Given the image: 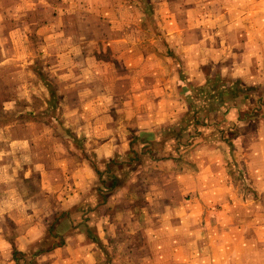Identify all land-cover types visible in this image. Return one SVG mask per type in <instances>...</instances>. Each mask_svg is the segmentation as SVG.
Masks as SVG:
<instances>
[{"label":"crops","instance_id":"crops-1","mask_svg":"<svg viewBox=\"0 0 264 264\" xmlns=\"http://www.w3.org/2000/svg\"><path fill=\"white\" fill-rule=\"evenodd\" d=\"M40 1L0 0V8L6 10L20 4L25 7L29 2L38 6ZM145 1L51 0L49 7L55 17L52 18L51 28L46 29V40L53 47L46 48L44 56L50 59L68 57L66 66H62L68 74L65 77L68 90L65 120L69 127L82 125L78 129H83V136L86 137L82 149L84 154H89V158L79 161L72 154L73 150L70 151L71 144L66 145L63 152L60 146L63 131L58 128L47 131L19 122L0 129V264H96L95 252L100 244L97 241L101 240L103 247L108 245L106 234L113 230L112 225H109L110 229L106 226L109 224L108 206L114 199H117L115 205L124 202L122 192L125 182L117 179L115 185L121 186L115 188L111 197L102 198L95 193L99 180L95 166L101 163L102 167L114 160L116 163L128 161L130 155L138 152L145 157L157 158L155 165L172 164L170 158L161 159L159 156L165 151L164 143L168 140L186 143L188 137L183 131L189 132L190 127L186 126L177 133L172 132L170 127L178 123L176 119L185 115V105L180 100L187 99L184 96L188 86L179 73H175L177 66L168 55V50L161 52L157 49V40L153 37L147 40H152L154 47L145 48L147 46L141 43V26L155 21L160 27L175 26L173 31L163 28L160 38L169 41L173 35L178 37L179 55L183 60L181 69L193 73L191 82L201 85L202 73L209 66L204 65L198 51L195 52V59L192 57L189 60L192 53H188L192 51L191 47L205 38L206 29L201 26L216 24L224 12L223 19L227 18L228 24H239L244 28V41H252L247 25H252V20L256 23L257 18L264 19V0H229L227 3L220 0ZM147 7L154 10L148 21L143 16ZM3 13L5 11H0V42L1 28L5 26ZM177 22L183 26L180 27ZM234 31L241 33L236 28ZM12 35L8 33L9 40ZM260 37L264 38V35ZM65 42L68 47L58 50ZM78 44L83 47H77ZM245 47L248 51L240 54V61L243 60L244 64L231 61L229 90L219 93L208 105L211 120L214 116L223 115L237 127L239 124L247 127L251 124L252 111L258 114L253 117L256 122L264 120V64L260 59L258 67L255 65L259 53L251 42L241 48L244 50ZM173 85H178L177 95L180 98L172 97ZM241 111L250 112L249 116L239 118ZM205 118L208 117L197 115L195 124L201 126L198 127L200 132L193 134L187 144L180 145V159L184 162L181 172L164 176L163 186H168L163 187V197L155 195L164 199L174 192L183 200L181 207L173 209L169 206L168 211L165 208L159 211L149 208L146 215L166 218L174 214L180 217L178 222L183 238L177 244H192L188 236L191 230L201 234L195 239L196 244L209 241L235 244L228 237L221 242L217 235L226 229L228 232L233 230L235 207L237 202L243 201L242 196H237L235 183L226 173L233 163L229 154L232 152L238 156V149V157L242 158L235 164L243 163L246 170L244 178L255 187L257 200L263 206L264 135L245 130L231 137L235 151L231 145L221 143L216 135H207L203 125ZM28 184L32 186L29 191ZM146 197L148 201L156 200L149 195ZM245 202L242 205H248V200ZM78 208L85 210L84 224L71 223L68 219L67 226L59 229L60 218H69L70 212ZM121 209L119 215L133 216L132 210L127 212L123 206ZM263 209L261 207L257 211ZM253 217L259 218V215L254 214ZM243 224L247 225L241 228L244 232H251L252 225H260V228L254 229L257 241L261 240L264 223L251 219ZM172 226L169 225L170 228ZM161 227L169 229L167 225ZM47 236H53L58 241L39 251V244H45ZM148 240L161 243L157 236ZM245 242L248 244V241Z\"/></svg>","mask_w":264,"mask_h":264},{"label":"rangeland","instance_id":"rangeland-1","mask_svg":"<svg viewBox=\"0 0 264 264\" xmlns=\"http://www.w3.org/2000/svg\"><path fill=\"white\" fill-rule=\"evenodd\" d=\"M204 1L210 2V0ZM220 1L229 2V0ZM145 3L147 2L145 1ZM50 4L51 0H43L39 2L38 6L35 2H29L25 7L20 4V6L6 10L0 8V11H5V13L1 14L2 16L5 15V19H3L5 26L1 28L2 40L0 42V129L6 125L19 122L39 126V128L47 131L53 127L58 128L63 131V143L60 146L66 149V145L71 144L70 151L73 150L72 154L80 161L83 158H89V154H84L82 149L86 139L83 136L84 130H78L82 126L81 124L69 127L64 115L68 103L67 79L65 78L68 74H66V68L62 66H66L68 57L61 56L50 59L44 56V50L53 47L51 42L46 40V33L48 32L46 29L51 28L52 18L55 17V15L53 16V10L49 7ZM147 8L145 11L143 10V16L148 21L154 10L150 9V7ZM177 11H180V9ZM225 14L224 12L220 14L216 24L201 26L202 29H206L205 38L203 41L197 42L198 44L191 47L192 51L188 52L189 54L192 53V56H189L190 60L195 59V52L198 51L200 59L204 60V65L209 66L205 67V73H202L201 85L191 82L190 78L194 76L193 73H189V71L186 73L181 69L183 68V60L179 55L180 41L178 37L173 35L169 41L167 39L161 40L162 38H160L163 28L173 31L175 26L163 27L161 25L160 27L157 21L141 26V33H143L141 34L143 36V40H140L141 43L147 46L145 48L154 47L152 40H147L149 37H153L154 40H157V49H160L161 52L168 50V55L177 66L175 73H179L180 78L184 79L183 82L188 86L184 96L187 99L180 100V102H184L185 115L180 118L182 119L181 121L176 119L178 123L173 124L170 129L172 128L171 131L175 133L180 131V129L183 131L186 126L190 127V129L189 132L183 131L184 135L188 137L186 143L179 140H174L175 142L168 140L169 142L164 143L165 151L160 153L159 156L161 159L170 158L173 161L172 164L155 165L154 161H157V158L145 157L138 152L130 155L128 161L116 163L114 160L108 162V165L103 164L102 167L100 166L101 163L95 166L99 177L95 193L101 195L102 198L111 197L115 188L121 186L115 185L117 179L125 182V188L122 192L125 197L124 204L115 205L114 202L117 199H114L111 200L112 202L110 201L111 206H108L109 224L106 226L110 229L109 225H112L113 230L108 231L109 235L106 234L105 240L108 244L105 245L106 247L100 245L101 240L97 241L100 244H98L99 248L95 252L96 264H264V233L261 235V240L257 241V233H255L254 229L260 228V225H252L253 229L251 232L241 231V228L247 226H244L243 223H249L251 219L264 223V209L257 211V209L264 207V202L263 206H261L260 201L257 200L258 194L254 190L255 187L245 180L246 170L243 168V163L235 164L239 158H242L238 157L240 156L238 149V156L233 155L232 152L229 154L226 149L224 150L226 155L229 154L231 161H233L231 166L227 168L226 173L235 183L234 187L237 188V196H242L243 201L247 202L248 200L247 203L245 202L248 205H242L243 201L237 202V207H235V213L233 214L235 227L231 232L226 229L224 232L220 231L217 234L221 242L228 237L235 244H214V242L210 241L204 242V244H196L195 239L201 234L193 230L188 234L190 236L189 242L192 244H177L183 238L178 222L180 217H175L174 214L171 215L169 213L171 217L166 218L161 216L153 217L151 214L150 216L146 215L149 208L157 211L165 208L168 211L169 206L173 209L181 207V203H183L181 196L170 192L168 198L162 199L161 193H163V187L168 186H163L164 176L167 177L168 174H173V172H181V165L184 162H181L182 160L180 159V145L187 144L193 134L200 132L198 127L201 126H196L195 124L197 115H206L208 117L203 120L204 129L208 131V136L211 134L216 135L221 143L231 145L235 151V143L232 145L231 137L239 135L245 130H250L255 134H261L262 132L264 135V120L260 123L256 122L254 118L258 114L254 111L251 113L253 114L251 116L252 119L249 120L251 124L247 127L243 126V124H239V127H237L238 125L236 126V124L224 119L223 115H217L212 120L210 119L212 115L209 114L211 108L208 105L217 98L219 93L230 88L229 85H231L232 80L228 75L230 66H232L231 61L244 64L243 60L240 61V54L248 50L246 47L244 50L241 47L247 42H251L259 53L257 55L259 59L255 65L258 67L260 59L262 64H264V38L260 37L264 35V22H262L264 19L260 20L257 18L256 23L252 20V25H247L246 28L252 36V41H244V28L240 27L239 24H228L227 18L223 19ZM177 23L180 27L183 26L179 22ZM235 28L241 30V33L235 32ZM9 32L13 33L11 40L8 37ZM66 45L67 42L64 45H60L57 49L63 51L64 48L68 47ZM76 46L83 47L80 44ZM197 49H202V51ZM4 52L5 54L3 55ZM58 66L60 67L57 68ZM177 86H172L173 98H180L177 95ZM69 108L75 110V108ZM221 112L224 111L221 110ZM249 113L241 111L239 118L249 116ZM210 122H212V125H210ZM80 123H82V117ZM44 144L50 145L51 143ZM65 149L63 152H65ZM226 159L227 161L229 160V158ZM91 162L94 163L95 159L92 158ZM254 165L257 164L254 163ZM188 166L193 167L191 164ZM128 182L129 185H127ZM27 188L29 191L32 186L28 184ZM147 195L152 196V199L155 198L156 200L148 201L146 199ZM155 195H160V199ZM122 206L127 212L132 210L133 216L119 215L122 211ZM78 209H73L69 218H60L61 225L59 229L67 226L68 219L71 223L74 221L78 225L84 224L83 213L85 210L83 208ZM250 214L253 216L257 214L259 218L249 216ZM120 224L123 225L122 228L119 227ZM170 224L173 225L171 228L169 227ZM116 225H118V231L115 233ZM159 225H167L169 229H163ZM164 230L166 231L164 232ZM204 235L203 233L202 237ZM155 236L161 240L160 244H155V241L148 240L153 239ZM47 238L44 241L45 244H39V251L47 249L58 241L53 236H47ZM207 240H210V238ZM245 241H248V244ZM15 255L14 258H16ZM43 264L48 263L45 262Z\"/></svg>","mask_w":264,"mask_h":264}]
</instances>
